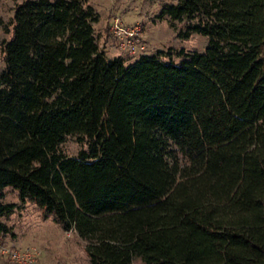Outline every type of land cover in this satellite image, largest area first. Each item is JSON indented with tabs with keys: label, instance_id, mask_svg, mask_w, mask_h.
Returning a JSON list of instances; mask_svg holds the SVG:
<instances>
[{
	"label": "trees",
	"instance_id": "16d2710c",
	"mask_svg": "<svg viewBox=\"0 0 264 264\" xmlns=\"http://www.w3.org/2000/svg\"><path fill=\"white\" fill-rule=\"evenodd\" d=\"M203 50L98 42L83 0H20L1 40L2 216L36 202L93 264H264V0H177ZM75 134L73 153L60 143Z\"/></svg>",
	"mask_w": 264,
	"mask_h": 264
},
{
	"label": "rangeland",
	"instance_id": "374dc122",
	"mask_svg": "<svg viewBox=\"0 0 264 264\" xmlns=\"http://www.w3.org/2000/svg\"><path fill=\"white\" fill-rule=\"evenodd\" d=\"M20 0H0V45L3 38L11 33L9 18L13 13L14 3ZM97 11L98 18L93 22L98 42L108 55L121 54L127 61L136 58L141 52H151L159 48L172 50L184 47L203 50L207 36L199 32L184 34L185 26L195 18L182 17L171 19L158 15L162 4L177 0H83ZM114 14L125 23L138 21L143 30L146 47L132 53L122 52L109 29V22ZM4 65L0 49V70ZM84 143L76 139L75 134H67L60 143L61 148L75 153ZM4 200L15 201V209L2 216L11 225L12 232L3 234L1 240L15 247L31 246L37 252L31 264H93L85 249V239L75 230H64L52 219L44 215L39 205L32 200L21 201L17 190L12 186L4 187ZM0 264H16L0 252ZM130 264H144L138 255H133Z\"/></svg>",
	"mask_w": 264,
	"mask_h": 264
},
{
	"label": "built area",
	"instance_id": "2783aa9c",
	"mask_svg": "<svg viewBox=\"0 0 264 264\" xmlns=\"http://www.w3.org/2000/svg\"><path fill=\"white\" fill-rule=\"evenodd\" d=\"M109 29L122 52L132 53L146 47L143 30L138 21L125 23L114 14L109 22ZM0 252L16 264H31L37 252L31 246L15 247L0 241Z\"/></svg>",
	"mask_w": 264,
	"mask_h": 264
}]
</instances>
